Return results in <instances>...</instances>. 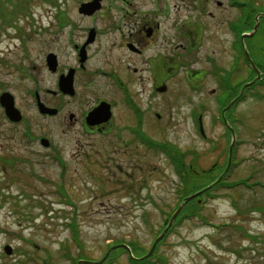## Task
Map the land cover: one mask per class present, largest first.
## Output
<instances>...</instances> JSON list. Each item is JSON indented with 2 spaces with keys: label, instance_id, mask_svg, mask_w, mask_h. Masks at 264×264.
<instances>
[{
  "label": "rangeland",
  "instance_id": "1",
  "mask_svg": "<svg viewBox=\"0 0 264 264\" xmlns=\"http://www.w3.org/2000/svg\"><path fill=\"white\" fill-rule=\"evenodd\" d=\"M77 2L0 0L4 9H11V5L14 12L19 9L15 13L19 19L16 25L25 40L3 34L6 24L0 15V51L5 49V55L0 54V83L16 82L11 90L28 120L20 125L9 123L0 106V264H46L45 259L50 256L58 264H67L62 262L60 247L68 241L67 226L75 221L81 227L80 241L86 243L85 251L90 256L102 257L119 237L137 242L139 247L135 251L147 253L156 236L153 231L163 225V214L159 216L158 211L172 214L185 188L182 181L172 176L163 154L160 157L135 145L127 146L129 138L79 139L83 148L78 156L77 139L64 132L62 119L43 117L33 106L29 79L11 75L14 65H22L25 75L44 80L45 29L57 13L58 3H67L71 9ZM217 11L214 6V12ZM217 23L215 19L208 35L211 40L214 37L220 41L222 48L228 47L226 41L231 36L228 37L225 27L217 32ZM8 31L15 34L14 29ZM212 42L209 48L219 51L220 47ZM8 47L12 53L7 51ZM24 50L28 57L23 55ZM229 61L227 58L226 62ZM253 75L245 67L239 80L247 82ZM171 77L170 91L161 94V109H156L164 118L159 125L149 115L148 131L187 153L188 162L196 154L200 171L205 172L212 163H222L224 159L226 162L230 139L225 142L221 136L223 127L215 120L212 89L216 81L205 77L201 82L203 93L194 96L187 91L182 74ZM48 83L46 79L45 84ZM4 90L0 86V94ZM257 92V98L250 93L238 109L243 123L241 143L234 158L240 165L226 177L229 185H237L204 197L200 215H182L160 250L166 264H264V211L258 210L264 207V85ZM48 100L55 104L58 98L49 95ZM199 102L209 106V111L203 113L205 134L213 136L208 140L193 134L188 116L191 106ZM211 117L215 120L212 127ZM28 125L33 134L47 137L58 147L60 159L65 157L69 162L67 173L53 149L43 148L40 138L26 137ZM216 145L220 147L212 151L211 147ZM140 167L149 173V181L132 178L134 172L141 173ZM224 172L220 168L217 177ZM6 246L12 247L11 255L4 251ZM72 252L78 250L73 247ZM121 260L128 264L125 257Z\"/></svg>",
  "mask_w": 264,
  "mask_h": 264
},
{
  "label": "flooded vegetation",
  "instance_id": "2",
  "mask_svg": "<svg viewBox=\"0 0 264 264\" xmlns=\"http://www.w3.org/2000/svg\"><path fill=\"white\" fill-rule=\"evenodd\" d=\"M62 5L58 3L55 6L57 13L45 29L47 49L44 54V80L25 75L22 65H14L15 70L11 75L19 76V79H29L35 109L40 112L41 103L49 109L57 110L55 115H41L62 119L66 128L64 132L77 139L78 156L83 148L79 139L129 138L127 146L135 145L160 157L163 154L168 160L172 176L176 177L177 181H182L183 175L188 176L189 170L196 175L199 167L196 154L188 162L187 153L170 142L153 137L147 129L149 115L161 125L164 116L156 110L157 107L161 109L160 96L170 91L168 83L171 76L182 74L187 91L194 96L203 93L201 82L205 77L216 81L215 89H212L215 96V120L223 127L221 136L225 138V142L230 139L231 144L234 131L237 141L233 148L230 169L240 165L234 158L241 143L240 126L243 123L238 109L250 93H253L254 99L257 98V90L264 80V3L261 0H78L71 9L67 3ZM214 6L222 13H215ZM197 11L200 12L198 16ZM215 19L218 20L217 32L225 27L228 37L231 36V40L226 41L228 47L222 48L220 41L214 37L211 40L208 35ZM17 21L18 19L8 24L11 30H15V34L10 37L25 42L19 26L16 25ZM210 40L222 50L209 48ZM23 42L19 45L21 49ZM7 51L12 53L10 47ZM247 52L260 71L261 81L254 82L257 71ZM0 54L5 55V49H1ZM26 54L27 51L24 50L23 55L28 57ZM227 58H230L229 62H226ZM245 67L248 72L254 73L252 79L247 82L239 80L241 70ZM46 79H49L48 84H45ZM14 84L15 81H3L0 86L5 89L3 92L12 94L23 120L14 123L4 115L9 123L20 125L28 120L19 107L16 93L11 90ZM161 87H166V90L161 92ZM49 95L58 98L57 103L50 104L53 100H48ZM102 106L106 110L105 116L109 114L108 120L102 121L99 116L90 120V114ZM206 111H209L208 104L199 102L191 106L188 116L191 119L193 134H200L208 140L213 136L208 137L205 134L203 113ZM173 117L171 115V118ZM213 120L211 117V127ZM25 134L31 138H43L33 134L29 125ZM161 147L176 151L177 161L169 160V156ZM215 147L217 149L220 146H212V151L216 150ZM229 148L230 145L227 153ZM49 149L54 150V155L59 161L62 153L58 147L50 146ZM225 151L226 149L223 150ZM65 159L64 157V170L67 173L69 162ZM218 162L212 163L210 168L225 170L228 156L226 162L225 159L222 163ZM140 170L139 175L135 172L131 175L134 181H149V173L145 172L143 167H140ZM161 213L164 217L163 225L153 231L157 236L163 233L173 216V213L159 210V216ZM184 213V216L192 215L187 211ZM181 217H177L174 225L156 246L152 260L144 258L146 253L136 251L132 258L126 247L134 251L139 244L119 237L117 242L108 246L107 251L112 247L116 248L100 263L107 251L100 258L90 256V253L85 251L86 243L80 241L81 227L68 225V241H64L60 247L62 262L121 264L122 257H125L128 264H152L157 260L156 264H163L160 250L177 228L175 224ZM73 247L78 250L77 253L72 252ZM114 253L118 255L115 256ZM45 263L58 264L52 256L45 259Z\"/></svg>",
  "mask_w": 264,
  "mask_h": 264
},
{
  "label": "trees",
  "instance_id": "3",
  "mask_svg": "<svg viewBox=\"0 0 264 264\" xmlns=\"http://www.w3.org/2000/svg\"><path fill=\"white\" fill-rule=\"evenodd\" d=\"M15 7V6H14ZM5 7H3L2 4H0V15L1 18L7 22L12 18H16L17 13L19 11V9H15L10 11L9 9H4ZM171 153V151H169ZM190 172V170H189ZM219 173L218 169L212 168L209 170L204 171H200V169H197V174L194 175L192 174H188V176L186 177V180L184 181V190L182 192V198H184L185 196H189L193 193H196L208 186H210L212 183L215 182V180L217 179V175ZM244 185H246V183H243ZM237 184H230L227 183L226 181H221L219 183H217L216 185H214L210 190H208L206 193H204V195L201 197V200L203 201L204 197L206 196H211L214 194V192L216 190L222 189V188H229V189H233ZM241 185V184H239ZM203 208V205L201 203H199L198 199H195L193 201H191L190 203H187V205L184 207V210H189L191 212H194L195 215H200L201 210ZM259 212L264 211V207H261L258 209ZM76 224V223H73ZM235 228H239V230L243 229L242 227L239 226H234Z\"/></svg>",
  "mask_w": 264,
  "mask_h": 264
},
{
  "label": "water",
  "instance_id": "4",
  "mask_svg": "<svg viewBox=\"0 0 264 264\" xmlns=\"http://www.w3.org/2000/svg\"><path fill=\"white\" fill-rule=\"evenodd\" d=\"M260 75L258 76V79H260ZM166 90V87H161V92L165 91ZM0 103L2 105V107H4L5 109V112L7 114V116L12 120V121H15V122H19L22 120V116H21V113L19 112V110L15 107V102H14V99H13V96L9 93H4L1 97H0ZM40 110L42 113H49V114H56L57 111L56 110H50V109H47L45 108V106H42L40 104ZM106 114V110L105 108L102 106L101 109L97 110L96 112H93L91 115H90V120L94 119V117H97L99 116V118H102V121H107L108 120V117H109V114L107 115V117L105 116ZM42 144L44 146H49V141L46 140V139H43L42 140ZM235 144V136H234V139H233V143L230 147V156H229V164H228V168L231 164V158H232V151H233V146ZM228 168L226 169V171H228ZM221 180V178L217 181L219 182ZM210 188V187H209ZM207 189H204L196 194H193L192 196L190 197H187L183 202L182 204L180 205L178 211L174 214L169 226H171L175 220V218L177 217L178 213L183 209V207L185 206V204L187 202H190L191 200L199 197L201 194H203ZM167 231V230H166ZM166 231L156 240L155 244L153 245L150 253L148 254V256H151V254L153 253L155 247H156V244L162 239V237L164 236V234L166 233ZM5 251L8 255H11L12 254V247L11 246H7L5 248Z\"/></svg>",
  "mask_w": 264,
  "mask_h": 264
},
{
  "label": "bare ground",
  "instance_id": "5",
  "mask_svg": "<svg viewBox=\"0 0 264 264\" xmlns=\"http://www.w3.org/2000/svg\"><path fill=\"white\" fill-rule=\"evenodd\" d=\"M13 20H16V19H15V18H12V19H10V20L8 21V23H6V24H7V25H6V30L3 32V34L5 33L6 35H9V36L11 35L10 32L8 31V29H10V28H9L10 25H8V24H12V21H13ZM0 106L2 107L1 103H0ZM231 106H232V104H230L229 107H231ZM21 116H22V120H23V115L21 114ZM50 146H52L53 148H56V147H57V146H55L54 144L51 145V143H50ZM194 194H196V193H194ZM177 211H178V210H176L175 213H176ZM183 214H184V211H183V210H181V211L178 213V215H181V216H182ZM183 216H184V215H183Z\"/></svg>",
  "mask_w": 264,
  "mask_h": 264
}]
</instances>
